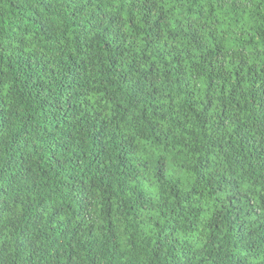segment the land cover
<instances>
[{
  "label": "trees",
  "instance_id": "obj_1",
  "mask_svg": "<svg viewBox=\"0 0 264 264\" xmlns=\"http://www.w3.org/2000/svg\"><path fill=\"white\" fill-rule=\"evenodd\" d=\"M0 264H264V0H0Z\"/></svg>",
  "mask_w": 264,
  "mask_h": 264
}]
</instances>
